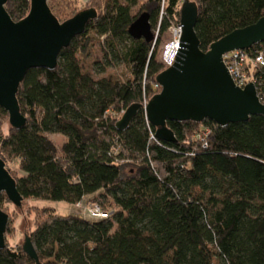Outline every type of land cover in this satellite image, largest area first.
Segmentation results:
<instances>
[{
    "label": "trees",
    "instance_id": "obj_1",
    "mask_svg": "<svg viewBox=\"0 0 264 264\" xmlns=\"http://www.w3.org/2000/svg\"><path fill=\"white\" fill-rule=\"evenodd\" d=\"M192 1L202 51L264 15V0ZM69 3L75 0H47L59 22L78 12L66 14L61 6ZM180 4L87 0L84 8H93L96 17L60 50L56 67L30 68L20 82L16 97L26 123L0 132L7 171L6 159L17 160L19 173H9L20 205L29 199L74 206L89 200L109 214L88 219L31 207L38 213L28 235L43 264H264L263 116L224 126L208 119L167 121L175 142L157 140L142 109L125 129L115 126L121 110L159 91V35L179 22ZM5 9L18 21L29 1L8 0ZM142 12L157 31L149 42L127 32ZM94 41L107 61L88 68L81 55ZM256 47L246 54L254 56ZM114 62L126 68V77L106 73ZM4 118L0 108V122ZM49 134L64 137L59 148ZM1 199L7 201L4 193ZM0 264L33 261L21 244L10 246L5 238Z\"/></svg>",
    "mask_w": 264,
    "mask_h": 264
},
{
    "label": "water",
    "instance_id": "obj_2",
    "mask_svg": "<svg viewBox=\"0 0 264 264\" xmlns=\"http://www.w3.org/2000/svg\"><path fill=\"white\" fill-rule=\"evenodd\" d=\"M7 1L0 0V108L7 112L10 127L19 129L26 123V117L20 111L16 93L26 71L33 67L54 69L60 50L84 31L96 12L91 7L84 8L59 22L47 0H28L27 15L14 21L5 9ZM179 14L180 36L174 61L156 75L160 91L144 108L147 121L155 128L154 137L166 142L176 141L167 121L208 119L224 126L246 121L252 115L264 117V104L258 100L254 85L249 82L243 88L236 86L222 61L225 53L247 50L264 40V15L202 51L194 29L198 15L196 3L182 0ZM127 32L134 39L152 41L149 14L140 13ZM140 108L139 103L129 105L116 121V128L125 129ZM2 193L12 204L21 206L22 197L15 179L0 159V195ZM8 218L0 208V249L5 246ZM21 249L33 264H43L29 235L24 236Z\"/></svg>",
    "mask_w": 264,
    "mask_h": 264
},
{
    "label": "rangeland",
    "instance_id": "obj_3",
    "mask_svg": "<svg viewBox=\"0 0 264 264\" xmlns=\"http://www.w3.org/2000/svg\"><path fill=\"white\" fill-rule=\"evenodd\" d=\"M144 1L145 0H139V5H141ZM84 7L86 6H85V1L83 0H75L74 4L69 3L67 7L61 6V8L66 14H68L70 11H73V8H75L74 10L80 11ZM178 9H180V7H178ZM178 24L179 22L173 23L171 27H169L163 34L159 35L160 43L157 48V59L161 61V63H162L163 52L166 49L165 45L174 38L175 33L178 30ZM153 35L154 37L157 36L156 30L154 31ZM81 57H82L83 63L88 68L90 67L89 65H91L94 61L98 60L100 63H104V62L106 63L107 61L105 58H103V54L100 50V43L95 42V41L91 43L88 54L85 56V58L82 55ZM115 63L116 62H114V64L111 66L109 65L105 66L106 73L109 72L112 75L117 76L118 78L126 77V75L128 74L126 68L120 63L119 64H115ZM98 64H96L95 66L98 67L99 66ZM163 66L165 69L166 66L164 64ZM157 87H160V86L158 85ZM148 101H149L148 98L145 96L143 101L139 103L141 105L140 109H142L144 112H145L144 108L146 104L148 103ZM122 114H123V110H121L119 114L116 115L117 119H119L122 116ZM8 130H9L8 119L5 120L4 118V120L0 122V132L4 134V133H7ZM49 136L54 141V143L56 144L58 148L61 146L62 142L64 141V137L59 134H49ZM203 136L205 135L203 134ZM6 166L13 175L16 176L19 173L17 160L6 159ZM83 202H85V204L97 203V201L93 202L89 200H85ZM106 204H108L107 201H106ZM33 206L49 207L53 209L54 212L57 214H64V215L65 214H76V215H82L83 217L88 218V219H92L89 215L83 213L80 210V207L74 206V205H71V204H68L62 201L55 202V201H46V200H38V199H29V200H24V203L21 206H18V205L12 204L8 199L7 201L1 199L0 208L10 216V218H8V224H7V227L10 232L6 233V237H5L7 239V244H9L10 246L14 247L16 245L22 244L24 236L28 235L30 229L33 228V221L35 220L37 213H38L33 210V208H36ZM12 225L14 226V228H12Z\"/></svg>",
    "mask_w": 264,
    "mask_h": 264
},
{
    "label": "built area",
    "instance_id": "obj_4",
    "mask_svg": "<svg viewBox=\"0 0 264 264\" xmlns=\"http://www.w3.org/2000/svg\"><path fill=\"white\" fill-rule=\"evenodd\" d=\"M179 36L180 25L178 24V30L176 31L174 38L165 45L166 49L162 55V63L166 67L171 66L174 61L178 48ZM256 46L257 51L252 57L246 54V50L237 49L225 53L222 56V61L234 84L243 88L247 83L251 82L255 87L258 100L264 104V71L261 72L264 67V40L256 44ZM155 85L158 86L157 83ZM124 111L125 110H123V113ZM76 206L80 207V210L83 213L89 215L93 219H102L109 215L102 210L97 203H79Z\"/></svg>",
    "mask_w": 264,
    "mask_h": 264
},
{
    "label": "crops",
    "instance_id": "obj_5",
    "mask_svg": "<svg viewBox=\"0 0 264 264\" xmlns=\"http://www.w3.org/2000/svg\"><path fill=\"white\" fill-rule=\"evenodd\" d=\"M83 1H85V2H86L87 0H83Z\"/></svg>",
    "mask_w": 264,
    "mask_h": 264
}]
</instances>
